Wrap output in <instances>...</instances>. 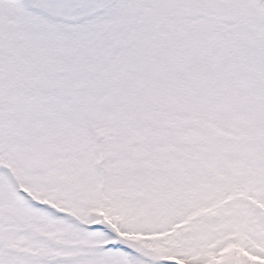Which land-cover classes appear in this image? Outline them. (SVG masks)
Segmentation results:
<instances>
[{"label":"snow or ice","instance_id":"1","mask_svg":"<svg viewBox=\"0 0 264 264\" xmlns=\"http://www.w3.org/2000/svg\"><path fill=\"white\" fill-rule=\"evenodd\" d=\"M0 264H264V0H0Z\"/></svg>","mask_w":264,"mask_h":264}]
</instances>
